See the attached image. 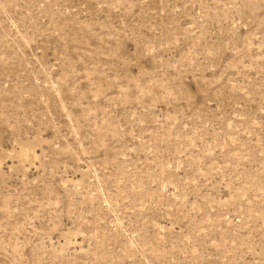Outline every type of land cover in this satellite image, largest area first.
Segmentation results:
<instances>
[{"label":"rangeland","instance_id":"1","mask_svg":"<svg viewBox=\"0 0 264 264\" xmlns=\"http://www.w3.org/2000/svg\"><path fill=\"white\" fill-rule=\"evenodd\" d=\"M0 264H264V0H0Z\"/></svg>","mask_w":264,"mask_h":264}]
</instances>
